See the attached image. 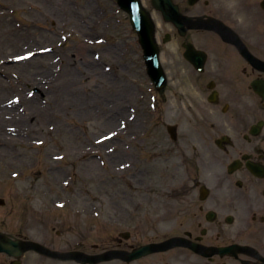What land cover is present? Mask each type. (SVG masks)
<instances>
[{"label":"flooded vegetation","instance_id":"af4514ba","mask_svg":"<svg viewBox=\"0 0 264 264\" xmlns=\"http://www.w3.org/2000/svg\"><path fill=\"white\" fill-rule=\"evenodd\" d=\"M171 1L164 7L181 28L163 20L170 31L160 37L166 70L185 87L184 167L171 174L128 171L131 190L108 194L103 215L108 224L163 229L116 227L94 242L91 231L57 230L62 214L48 216L53 207L42 202L39 217L16 227L0 218V232L61 255L17 247L0 251V264H264V0ZM166 37L175 41L172 48ZM176 49L186 59L176 60L170 52ZM170 85L159 92L160 106ZM165 240L168 249L137 255L145 243Z\"/></svg>","mask_w":264,"mask_h":264},{"label":"rangeland","instance_id":"374dc122","mask_svg":"<svg viewBox=\"0 0 264 264\" xmlns=\"http://www.w3.org/2000/svg\"><path fill=\"white\" fill-rule=\"evenodd\" d=\"M40 48H51L50 56L27 59L26 65L15 60ZM83 57L100 70L89 72ZM143 65L138 35L113 0H0V106L12 108L0 112V196L71 200L81 212L102 213L109 178L119 179L114 176L119 164L129 160L119 158V150L138 155L141 137L147 143L156 134L160 138L161 128L154 131L150 120ZM47 74L51 77L44 79ZM34 80L42 81V89ZM68 83L73 87L66 91L62 85ZM181 98L171 95L174 120L183 117ZM135 110L136 126L130 119ZM123 122L134 127L132 136ZM183 130L182 125L181 135ZM108 133L113 139L101 140ZM176 154L170 168L179 163ZM157 161L163 165L161 158Z\"/></svg>","mask_w":264,"mask_h":264},{"label":"water","instance_id":"95a60500","mask_svg":"<svg viewBox=\"0 0 264 264\" xmlns=\"http://www.w3.org/2000/svg\"><path fill=\"white\" fill-rule=\"evenodd\" d=\"M120 3L132 13L134 24L140 31L141 41L146 49V58L151 72L158 74L156 47L152 40V27L147 15L139 8L137 0H120Z\"/></svg>","mask_w":264,"mask_h":264},{"label":"bare ground","instance_id":"6f19581e","mask_svg":"<svg viewBox=\"0 0 264 264\" xmlns=\"http://www.w3.org/2000/svg\"><path fill=\"white\" fill-rule=\"evenodd\" d=\"M36 56V57H35ZM47 56H50V54L49 53H44V54H35L32 58H30V60H31V62H34V61H37V60H42V59H46L47 58ZM35 57V58H34ZM84 58V60H85V62L88 64V66H89V68L87 69L89 72H93L92 70H90V68H95L96 69V71H97V69H99L100 70V66H99V64H97V63H95V62H93V61H91L88 57H83ZM28 61V60H27ZM27 61H22V62H20L21 63V65H26V62ZM24 72H26V68H24L23 69V76H24ZM68 73V70H66V72H65V74H67ZM71 76H74V73H72L71 72ZM31 75H29V78H28V80L30 79L31 80ZM51 77V75L50 74H47V75H45L43 78L44 79H49ZM75 77V76H74ZM34 82L37 84V86L40 88V89H42V87H43V85H42V81H35L34 80ZM62 87H63V89H65L66 91H69V90H71L72 89V87H73V85L72 84H63L62 85ZM7 107H9L8 105L7 106H0V112L1 113H3V114H5V113H7V112H12V108H7ZM20 133H22V130L21 131H19Z\"/></svg>","mask_w":264,"mask_h":264}]
</instances>
